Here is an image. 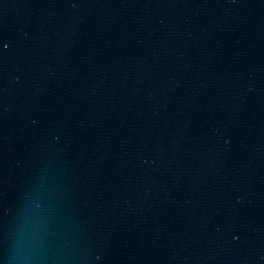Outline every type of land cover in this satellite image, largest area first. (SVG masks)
I'll list each match as a JSON object with an SVG mask.
<instances>
[{"label": "water", "instance_id": "obj_1", "mask_svg": "<svg viewBox=\"0 0 264 264\" xmlns=\"http://www.w3.org/2000/svg\"><path fill=\"white\" fill-rule=\"evenodd\" d=\"M0 264H264V0H0Z\"/></svg>", "mask_w": 264, "mask_h": 264}]
</instances>
